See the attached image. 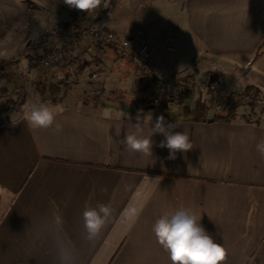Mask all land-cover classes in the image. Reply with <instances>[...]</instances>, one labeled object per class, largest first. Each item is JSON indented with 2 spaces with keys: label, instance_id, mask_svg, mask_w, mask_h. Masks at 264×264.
<instances>
[{
  "label": "crops",
  "instance_id": "crops-1",
  "mask_svg": "<svg viewBox=\"0 0 264 264\" xmlns=\"http://www.w3.org/2000/svg\"><path fill=\"white\" fill-rule=\"evenodd\" d=\"M16 2L21 7L14 12ZM24 2L0 0V62L22 54L19 63L27 67L44 51L25 46L46 19L32 16ZM99 12L101 25L131 41L140 29L157 51H163L159 42L173 38L193 53L247 62L248 82L264 91V0H111ZM161 34L165 41L152 40ZM61 36L54 41L63 44L67 33ZM123 64L120 58L115 68ZM26 103L60 106L61 130L55 124L30 129L23 120ZM184 106L150 109L111 96L93 105L80 95L31 90L16 115L0 108V264H60L55 238L70 246L74 264H171L152 228L163 214L182 208L225 248L223 264H264V158L256 150L264 119L247 121L240 112L229 122L209 115L196 121L187 115L192 106ZM160 115L177 123L173 131L188 132L192 150L168 159L169 150L158 146L161 134L152 137V157L120 143L138 116L150 123ZM150 130L146 124L143 135ZM99 204L110 205L112 216L89 243L82 214ZM54 213L63 218L61 229Z\"/></svg>",
  "mask_w": 264,
  "mask_h": 264
},
{
  "label": "rangeland",
  "instance_id": "rangeland-1",
  "mask_svg": "<svg viewBox=\"0 0 264 264\" xmlns=\"http://www.w3.org/2000/svg\"><path fill=\"white\" fill-rule=\"evenodd\" d=\"M24 5L32 16L46 19L41 34L33 39L35 41L32 45L25 46L33 49L43 47L44 51L41 54L50 47L62 46L68 41V34L63 44L54 40H58L59 36L62 37L63 23L65 20H70L71 12H76L78 16L85 14L78 28L90 22L98 25L102 22V13L99 11L90 14L70 9L63 0H25ZM20 7L18 2L11 4L14 12ZM135 39V41L130 40L128 53L124 57L110 46L98 45L90 36L81 37L78 44L81 49L77 47L69 51L66 60L57 65L44 67L38 62L41 54H35L31 59L29 58L31 67H25L19 63L22 54L15 55L16 59L4 61L3 70L6 76L0 79L3 80L1 84H4L6 88L0 87V108L7 107L11 115H16L31 90L37 91V85L43 82H63L67 85L66 89L61 88L54 94L46 89L43 95L58 96V94L66 93L80 95L82 99L85 96L93 97L102 91L105 92L102 101L108 100L111 96L119 104L130 101L139 107L147 108L143 106L142 99L148 94H156L164 82L180 84L181 82L197 83L203 80L214 82V92L201 91L194 85L189 91L185 89V100L182 103L168 105L165 99L161 105L162 108L185 104L184 108L190 105L193 109L195 102L201 101L205 104L209 116L226 107L236 105L239 112L243 114L252 112L260 119H264V91L259 86L248 82L251 70L249 63L238 62L236 57L228 60L225 59L227 57L218 54L190 52V45L185 43L178 45L173 38L165 41L163 34L152 38L156 43L159 40L165 41L164 44L159 42L163 50L161 52L157 51L154 44L149 43L150 41L142 32L135 36ZM141 42L151 47V57L145 68L132 59ZM120 58L124 59L123 67L116 69V60ZM156 63L161 66L164 63V66H167H162L163 71L159 72L153 69ZM83 66L85 69L81 71Z\"/></svg>",
  "mask_w": 264,
  "mask_h": 264
},
{
  "label": "clouds",
  "instance_id": "clouds-1",
  "mask_svg": "<svg viewBox=\"0 0 264 264\" xmlns=\"http://www.w3.org/2000/svg\"><path fill=\"white\" fill-rule=\"evenodd\" d=\"M63 3L70 9L90 13L101 7L108 8L111 0H63ZM22 111L23 120L30 129H47L55 124L56 131L61 130V125L56 123V116L63 109L58 105L26 103ZM146 124L151 129L148 136L143 135ZM177 127V123H166L164 115L150 123L138 116L137 122L133 124L135 130L127 133L120 143L130 152L152 157V137L161 134L164 139L158 146L169 150L168 159H175L177 152L186 153L193 149L188 132L173 131ZM256 150L264 158V140L256 144ZM148 179L155 182L157 178ZM82 215L86 233L84 239L92 243L109 222L112 209L108 204H99L95 208L86 207ZM200 220L190 209L182 208L171 214H163L154 223L153 234L157 243L168 253L171 264H223L225 261V248L213 239ZM63 223L62 216L54 213L53 224L56 228L61 229ZM54 242L60 264H74L70 246L59 238H55Z\"/></svg>",
  "mask_w": 264,
  "mask_h": 264
},
{
  "label": "built area",
  "instance_id": "built-area-1",
  "mask_svg": "<svg viewBox=\"0 0 264 264\" xmlns=\"http://www.w3.org/2000/svg\"><path fill=\"white\" fill-rule=\"evenodd\" d=\"M100 9L90 12V14L100 11ZM86 13V12H84ZM63 29H61L62 31ZM134 36L141 34L140 29L133 30ZM69 39L62 46L50 47L43 54L40 55L38 62L44 67L52 66L54 64H60L66 60L67 53L73 49H76L79 44L81 37L90 36L93 40L100 46H110L122 57L126 56L128 53L130 40L123 38L114 30L105 27L104 25H98L94 22L71 30L68 33ZM151 47L145 43L141 42L136 48V52L133 55V61L139 66L145 68L147 67L148 60L151 57ZM195 86L201 91L214 92L215 84L214 82L199 81L197 83L193 82H181L180 84H170L169 82H164L161 84L158 92L154 95H146L142 99L143 106L147 108H162V103L166 99V104H180L184 98L185 89L186 91L191 90Z\"/></svg>",
  "mask_w": 264,
  "mask_h": 264
},
{
  "label": "trees",
  "instance_id": "trees-1",
  "mask_svg": "<svg viewBox=\"0 0 264 264\" xmlns=\"http://www.w3.org/2000/svg\"><path fill=\"white\" fill-rule=\"evenodd\" d=\"M85 14L78 16V14L76 12H72L71 13V18L69 21H65L63 23V30L61 31V33H69L71 30L76 29L79 27V22L80 20L83 18ZM4 61L0 62V78H3L6 76L4 70H3V65H4ZM85 69V66L82 67L81 71ZM61 88L66 89L67 85L63 82H58V83H42L40 85H37V91L40 94H43L45 92V90L47 89L49 91V93H57ZM104 97V93L102 91H100L97 95L93 96V97H83V102L85 103H91L93 105H98L102 102V99ZM240 112L238 111V107L235 106H231V107H226L225 109H223L222 111L219 112H215L212 117L215 120H219V121H224V122H229L231 120H233ZM188 116H190L193 120L196 121H204L208 118V111L207 108L205 106V104L201 101H196L194 104L193 109H191L190 111H188ZM243 117L247 120V121H255V122H259L260 118L255 116V114H253L252 112L243 114Z\"/></svg>",
  "mask_w": 264,
  "mask_h": 264
}]
</instances>
